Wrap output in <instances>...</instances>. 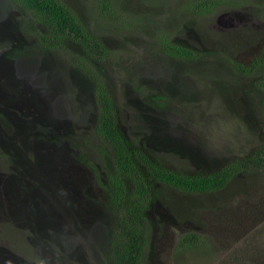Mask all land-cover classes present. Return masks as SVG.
Segmentation results:
<instances>
[{
    "label": "rangeland",
    "instance_id": "obj_1",
    "mask_svg": "<svg viewBox=\"0 0 264 264\" xmlns=\"http://www.w3.org/2000/svg\"><path fill=\"white\" fill-rule=\"evenodd\" d=\"M63 1L82 19L94 22V0ZM193 1L122 0L120 20H133L136 29L109 41L107 27L101 26L100 39L105 46L122 42L129 50L114 67L109 60L104 69L113 84L124 138L148 153L155 150L150 154L167 168L174 167L169 165L173 157L186 174L211 175L244 158L264 139L256 93L223 62L228 57L247 64L259 54L264 46V0H222L203 18L187 14ZM19 19L0 0V50H21L16 59L0 61V153L20 158L23 165V175L16 179L11 156L0 158V264H101L105 215L86 202L102 196L84 191L95 189L90 167L97 161L98 143L85 103L91 102L87 85L71 78L68 63L58 55L44 56L30 47L24 51L33 38L13 26ZM154 27L166 29L204 57L188 64L163 57ZM52 64H61L64 73L60 69L51 75ZM120 79L140 90L120 85ZM224 85L226 91L221 92ZM158 92L169 99L161 109L156 101L136 106L140 95ZM238 130L249 141L234 142L230 132ZM165 142L167 151L159 154L165 149L159 144ZM153 194L141 264H264V170L239 174L214 193ZM191 232L201 235L204 248L179 249V238Z\"/></svg>",
    "mask_w": 264,
    "mask_h": 264
},
{
    "label": "trees",
    "instance_id": "obj_2",
    "mask_svg": "<svg viewBox=\"0 0 264 264\" xmlns=\"http://www.w3.org/2000/svg\"><path fill=\"white\" fill-rule=\"evenodd\" d=\"M121 1L94 0L93 12L96 15L94 23L82 19L63 0H3V4L8 9L22 17L13 22V26L20 30V33L33 38L28 41V44L24 43L28 45L24 51L29 50L28 47H30V51L41 52L44 56L51 55V53L58 55L61 62L68 63L67 68L69 67L72 71L71 78L74 80L81 78L80 82L87 85L85 89H87V95L91 97V102L85 101V103L89 104V110L92 113V133L98 141L94 146V155L98 162L95 160V163H92L93 167H90L95 172V189L90 186L84 191L91 196L99 191L102 196L86 202L88 208L92 206L94 211L99 210L105 215L102 221L106 234L101 242L105 247V253L101 256V264L142 263L150 234L146 211L154 185L158 186L154 188L155 195L161 194L164 190H173L197 196L223 189L239 174L264 170V139L258 142L259 145L255 150L246 153L244 158L240 157L230 161L224 168L211 175H191L180 170V162H176L173 157L169 156L171 157L169 165L172 164L174 167L167 168L155 157L156 155L150 154H155V150L148 153L138 146V143L128 142L124 138L117 124L116 97L112 93L113 84L109 76L104 73V69L107 68L109 60L112 61V67H114L115 63L129 50L124 44L122 45V42L114 46L106 43L105 46L100 39L101 26L107 27L105 33L109 32V41L114 39L111 37L124 35L121 33L126 30L131 32L136 29L133 20H120V17L123 18L121 10L124 8V5L121 6ZM147 1L154 3V0ZM221 2L222 0H194L187 5V14L203 18L220 7ZM92 17H94L93 14ZM127 23L130 24L128 27L125 26ZM91 25L95 26V29H92ZM154 33L156 34L155 43L158 45L157 51L167 59L188 64L204 57L201 52L183 46L166 29L154 27ZM0 51H2L0 61L2 58L16 59L21 53L19 48H7L6 46ZM224 61L233 74L247 80L250 89L258 97V107L264 117V46L259 54L247 64L237 63L228 57L225 60L223 58ZM60 65H50V74L53 75L60 69L64 73L65 68ZM123 68L125 70V67ZM131 69L132 67H129V71ZM130 74V72L125 73L129 76L128 78H132L133 75ZM0 77H4L3 74ZM123 82L125 81L120 79V85L140 90L130 83L128 84L131 86ZM76 88L77 85L73 89L76 90ZM222 89L221 92L226 91L225 85ZM137 100L136 106L140 108L145 105L153 106L152 102L156 101L159 110L169 99L165 93L158 92L147 97L142 94ZM230 133L234 142L249 141L248 136H244L241 130ZM76 135L81 136L83 133L78 132ZM85 139L87 138L84 136L83 141ZM159 146L165 148L169 145L165 142ZM166 151V148L163 152L158 150L162 155ZM10 156L0 153L1 159L9 160ZM79 156L84 157V154L80 153ZM11 158L14 176L16 179L22 177L23 165L20 158L13 156ZM25 218V220L30 219L28 215ZM34 234L36 235V232ZM36 240L39 245V240ZM177 245L179 249H191L192 251L204 248L205 241L201 239L199 233L191 232L182 235ZM77 252L81 253L79 246ZM80 260H83L82 257Z\"/></svg>",
    "mask_w": 264,
    "mask_h": 264
}]
</instances>
